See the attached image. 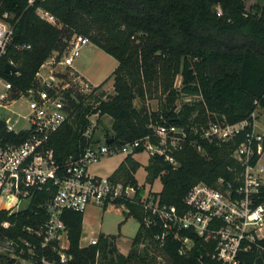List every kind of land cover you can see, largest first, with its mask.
Instances as JSON below:
<instances>
[{"label":"trees","instance_id":"obj_1","mask_svg":"<svg viewBox=\"0 0 264 264\" xmlns=\"http://www.w3.org/2000/svg\"><path fill=\"white\" fill-rule=\"evenodd\" d=\"M37 6L52 13L59 25L40 18L35 12ZM3 13L12 23V37L0 57V75L17 89L34 83L40 63L52 50L61 51L73 32L86 36L116 59L110 72L111 93H75L73 98L65 92L72 109L70 117L49 137L56 161L62 162L68 154L77 156L85 145L100 140L95 132L83 134L88 123L85 114L96 109L111 118L110 131L104 128L103 136L118 145L144 136L155 142L156 125L184 127L186 140L171 151L176 165L153 154L144 166L149 180L158 177L160 181L159 190L152 191L160 203L181 207L184 194L196 181L214 186L222 177L233 185L239 183L242 167L231 152L241 137L208 141L193 133L189 125L250 118L256 106L261 108L264 121V0L250 9L245 8L244 0H0V16ZM21 44L29 46L17 47ZM9 59L17 74L3 71L2 64ZM176 75L180 76L178 88L173 85ZM179 94L196 95L197 99L176 105ZM89 96L92 99L85 101ZM134 98L138 106L133 104ZM146 98H156L154 109L145 105ZM142 149L140 146L133 152ZM137 164L128 153L108 174L122 185H133L136 197L143 190L133 176ZM48 197L45 191H35L23 208L11 212L0 208V242L12 240L15 253L32 264H39L37 259L42 254L57 256L51 248L55 240L40 246L41 236L32 231L46 219L42 203ZM263 198L264 185L255 202ZM112 203L124 205L138 219L132 242L141 232L153 238L158 228L144 225L141 205L122 196ZM81 217L82 211L71 209H64L60 215L66 228L69 263L95 264L96 251L111 253L113 241L98 234L95 243L79 245ZM178 233L193 243L187 252L179 253V241L169 233L159 248L171 263L209 264L213 240L205 241L191 229H179ZM257 242L264 248V236ZM130 255L135 256V252L127 256L119 253L115 263L109 255L107 264H129ZM14 261V257L0 252V264ZM243 263L264 264V251L245 252Z\"/></svg>","mask_w":264,"mask_h":264},{"label":"built area","instance_id":"obj_2","mask_svg":"<svg viewBox=\"0 0 264 264\" xmlns=\"http://www.w3.org/2000/svg\"><path fill=\"white\" fill-rule=\"evenodd\" d=\"M32 0H28L30 3ZM36 14L45 21L58 25L56 17L46 9L37 6ZM6 13L0 16V57L12 37V23ZM88 41L80 33H71L64 48L52 50L34 72V83L17 89L0 75V208L8 212L27 205L35 191H45L49 197L42 206L46 219L32 231L41 236L40 246L55 240L51 245L56 257L39 255V264H71V255L66 251V228L60 219L64 209L83 211L88 204L105 206L115 197L122 196L138 203L144 210V225L157 226L153 238L161 246L166 236L179 241L178 252H187L193 240L180 236L179 229H191L203 240H213L209 254V264H244V253L252 249L264 251L257 239L264 236V198L255 202L259 188L264 185V126L255 129L253 110L250 118L233 122L224 119L190 124L189 129L198 137L208 141H223L239 135L241 138L232 149V157L240 164L239 183L218 177L215 185L196 181L182 198V206L160 203L158 197L149 191L135 196L133 185H120L107 175H97L87 170V164L96 161L101 155L116 150L124 155L142 147L147 155L160 154L171 165L177 160L171 151L179 148L186 140V130L181 125L153 126L155 142L148 136L134 138L121 144L101 140L85 145L77 156L68 154L62 161L53 157L49 137L61 124L68 121L72 110L65 92L75 98V89L87 92L89 85L82 80L72 66L79 49ZM28 44L17 47H28ZM9 63L14 65L12 60ZM71 68L72 77L63 76L65 68ZM13 73H18L15 69ZM78 79L76 85L74 80ZM21 99L15 110L10 108ZM4 114V115H3ZM104 114L93 110L85 114L88 120L83 134L94 132ZM16 123V125H15ZM199 148V146H196ZM255 158L251 160L253 154ZM3 226L7 221H2ZM30 231V227H26ZM7 254L15 257L13 241L5 239ZM97 241L89 237L85 243ZM26 243V242H25Z\"/></svg>","mask_w":264,"mask_h":264},{"label":"rangeland","instance_id":"obj_3","mask_svg":"<svg viewBox=\"0 0 264 264\" xmlns=\"http://www.w3.org/2000/svg\"><path fill=\"white\" fill-rule=\"evenodd\" d=\"M260 2L261 0H244L245 8L250 9L254 3ZM217 10L219 9L217 8ZM115 64L116 59L113 56L106 53L100 47L88 40L80 47L78 54L72 61V66L77 70L75 73L78 74L82 80L87 81L89 89L86 90L87 92H82L77 90V86L73 85L75 93L86 94L91 92L93 95L100 91H103L106 94L111 93L112 74H110V72L114 68ZM70 72L71 68L66 67L64 69L63 76L66 79H69L72 77ZM78 79L79 78H76L74 80L76 85L79 84ZM96 84L98 85L93 88ZM173 85L176 88L179 87V75L175 76ZM91 99L92 98L89 96L87 99L85 98V101H90ZM196 99V95L179 94L175 102L176 105H179L181 102H189ZM19 102H22V100H17L12 104V106H10V108L15 110ZM138 103L139 101L137 98H134L133 104L138 106ZM145 105L149 109H154L156 107V98H146ZM253 113L254 121L256 123L255 129L257 130L264 126L261 108L256 106L253 109ZM110 123L111 118L106 114L102 115L94 132L101 137L103 135L104 128L109 130ZM101 139L102 138H100V140ZM123 156V151L119 150L106 153L101 155L96 161L88 163L86 168L90 173L107 175L114 170ZM131 157L138 162L135 170L133 171V176L136 183L142 186V192L145 193L146 191H149L151 194L152 191H158L160 188V181L158 177L149 180L146 176V170L144 167L147 163L148 157L146 150L142 149L134 152L131 154ZM260 159L264 160V151L260 155ZM117 182L120 183V185L122 184V182L118 179ZM138 224V219L132 214H129L127 208L122 204L116 205L114 203H108L105 207H102L99 204H88L82 211L79 245H85L89 237H96L98 234H104L111 237L113 241V251L111 253H102L100 250L96 251L95 264H107L109 255L112 257V262L115 263L119 253L123 256H127L130 252H135V256H128L127 262L129 264H172L161 251L154 239L143 232L140 233L138 240L132 242V238L138 228ZM6 246L5 241L2 240L0 242L1 253H8ZM14 259L15 261L12 264H32L30 259L19 255H15Z\"/></svg>","mask_w":264,"mask_h":264},{"label":"water","instance_id":"obj_4","mask_svg":"<svg viewBox=\"0 0 264 264\" xmlns=\"http://www.w3.org/2000/svg\"><path fill=\"white\" fill-rule=\"evenodd\" d=\"M2 69L5 72H12V71L15 70V66L12 65L11 63H9L8 61H4L3 64H2ZM110 140H111L110 137L105 138V142L106 143H109Z\"/></svg>","mask_w":264,"mask_h":264},{"label":"crops","instance_id":"obj_5","mask_svg":"<svg viewBox=\"0 0 264 264\" xmlns=\"http://www.w3.org/2000/svg\"><path fill=\"white\" fill-rule=\"evenodd\" d=\"M116 65V64H115ZM75 69V68H74ZM76 70V69H75ZM77 71V70H76Z\"/></svg>","mask_w":264,"mask_h":264}]
</instances>
